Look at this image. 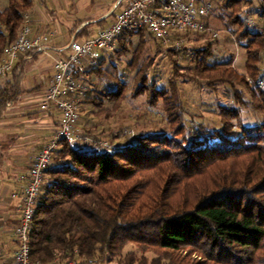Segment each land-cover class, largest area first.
<instances>
[{"label":"trees","instance_id":"16d2710c","mask_svg":"<svg viewBox=\"0 0 264 264\" xmlns=\"http://www.w3.org/2000/svg\"><path fill=\"white\" fill-rule=\"evenodd\" d=\"M34 2L5 0L0 6V60ZM215 10L228 37L234 35L245 49L246 72L257 82L264 80V4L220 0L210 15ZM248 14L257 27L248 26ZM207 28L202 33L174 32L169 49L184 62L197 57V79L185 82L197 85L198 110L182 94L171 58L166 83L145 73L135 93L130 89L136 98L145 95L151 106L161 102L169 130L142 133L124 144L106 140L115 151L61 141L32 222L34 263L59 257L76 259V264H104L106 259H117V264H264V119L251 123L246 116L264 112V92L248 88L227 48L215 53L210 43L202 49L190 45L191 36L212 33ZM181 40L184 45L177 52L174 46ZM151 42L163 47L145 30L126 31L116 51L87 67L92 79H83L89 95L82 115L85 106L100 108L126 99L127 83L115 81L105 65L117 68L114 60L129 53L135 63ZM37 54H22L9 80L0 84V120L8 104L23 94L25 61ZM202 111L214 114L216 121L207 122ZM82 115L78 127L90 124ZM85 132L90 134L87 128ZM130 243L161 253L152 261L134 252L124 254Z\"/></svg>","mask_w":264,"mask_h":264},{"label":"built area","instance_id":"2783aa9c","mask_svg":"<svg viewBox=\"0 0 264 264\" xmlns=\"http://www.w3.org/2000/svg\"><path fill=\"white\" fill-rule=\"evenodd\" d=\"M123 1V0H120ZM126 5L115 20L99 29L94 36L81 42L72 41L67 47L68 54L53 59V73L48 81L45 95L39 103L42 112L55 109L60 114L59 127L51 140L37 153L29 171L20 176L21 190L15 197L19 200L21 218L14 231L17 245L14 264L34 263L30 258V233L32 222L46 171L51 167L54 155L62 140L85 148H104L115 151L117 147L107 141H94L78 130V122L84 101L89 95V87L83 79L88 78L87 67L96 66L93 60L97 53L114 52L119 40L126 31L145 30L164 46H170L174 32L206 31V20L213 10L210 2L200 0H125ZM256 6L264 4V0H249ZM246 22L249 27H257V22L248 14ZM260 29V28H259ZM220 38L221 34L214 33ZM51 35L46 33L32 34V18L27 13L18 37L4 50L0 60V78H6L14 69L22 54L38 52L48 55ZM181 41L175 44L181 46ZM257 87L264 91V80L258 81ZM10 103L8 104V106ZM58 261V260H57ZM52 264H61L55 262ZM63 264H76L69 261Z\"/></svg>","mask_w":264,"mask_h":264},{"label":"crops","instance_id":"0c3cea01","mask_svg":"<svg viewBox=\"0 0 264 264\" xmlns=\"http://www.w3.org/2000/svg\"><path fill=\"white\" fill-rule=\"evenodd\" d=\"M104 1L99 9L93 5L88 11L78 8V2L68 0L34 2L30 13L32 34L44 32L51 35V42L48 55L37 52V56L25 61L23 94L17 102L10 103L0 120V264H14L17 248L14 230L21 218L19 200L15 197L21 190L18 179L29 171L37 153L59 127L58 111L42 112L39 109L53 73V59L66 56L72 41L81 42L111 24L126 5L125 0ZM104 56V52L97 53L93 60L98 62ZM8 80L9 77L1 78L0 84ZM90 108L85 106V111L91 112Z\"/></svg>","mask_w":264,"mask_h":264},{"label":"rangeland","instance_id":"374dc122","mask_svg":"<svg viewBox=\"0 0 264 264\" xmlns=\"http://www.w3.org/2000/svg\"><path fill=\"white\" fill-rule=\"evenodd\" d=\"M68 1H70V3L78 2V8L84 9L86 11L91 10L93 5L94 7L99 9L100 6H102L103 4H105L104 2H106L104 0ZM219 1L220 0H200V2H210L213 5L214 9L218 7ZM4 2L5 0H0V6H2ZM96 8L95 11H97ZM218 13L219 10H215L214 14L212 13L207 19V25H210V30H212V33H207L211 34V36L209 34L206 35V33L205 35L203 34V36H191L192 43L190 45L192 46L194 43H196V47L202 49L207 48L210 43L212 45L211 48L214 49L215 53L221 52L223 50L221 48H227L231 55H235V60L233 62L234 70L244 76L248 88H256L258 91H262L257 87L258 82L246 72L247 57L245 49L238 46V44L235 42L234 35H231L230 38L228 37V32H226L223 26L225 25V21L218 16ZM254 20H256L255 17ZM214 33L221 34L220 38L214 37ZM137 43L138 41L135 42V45H137ZM145 45L147 47L145 48V54L142 55V58L141 54L137 56V60H135V63L133 62V53H129L128 55H120L119 58H116L114 60L117 68L112 67L109 63L105 65L107 67V72L111 73L112 77H115V81H117V78H119V83L122 84L124 83V81L125 83H127V90L125 91L126 99L121 101L119 100L118 102H116V104H104L103 107L101 106L100 108L91 107L89 109L91 110V112L86 110L83 115L81 113V115L83 116L82 119L86 121L88 120L90 123L84 126L85 128L90 130V134H85V128L83 126H79L78 130L81 134L87 135L97 142L100 140H107L113 144H124L135 139L142 133L152 132L156 130H169L170 123L165 117L161 102L154 101V105L151 106L148 104V102L145 101V95L136 98L134 94H132V91L130 89H132L133 93H135V91L137 90V85L142 81V77L145 73L151 74L153 78L155 77L154 79L158 81L159 84L166 83L167 79L172 75L171 72L173 68L172 64L174 63L173 60L176 61L174 64V68L176 71L174 72L180 76V78H178L180 79L179 85H181L182 94L189 100L188 102H191L190 106L193 108V110H198V108H200L195 107L199 105L198 103L200 102L197 96V89H195L194 86L196 84L185 82L187 80L196 81L197 79V76L195 75L196 71L194 69V67L196 66L197 57L191 56L187 61L184 62L183 60H179L180 57H174L175 53L171 54L169 52L171 46L167 47L162 44L164 47L163 48L157 46V44L153 42H151L150 45ZM145 45L143 44V46ZM183 45L184 43H181V46L179 48H176L174 46V49L179 52L181 51ZM203 55L205 57H208L210 54L205 53ZM171 58L173 60H171ZM101 82H103V80H101ZM149 82H152L151 79H149ZM208 99L209 97H206V101L210 106L212 101H209ZM105 108L109 110L107 112H104L106 111ZM199 113H202L203 115L208 117V119H210L207 120V122H211L216 119V116L212 113H208L205 111ZM263 114L264 112L262 114H253L252 112H248L246 116L248 122L255 123L259 120L264 119V116H262ZM129 252L136 253L139 259H142L144 257L148 258L149 261H152L161 253L160 250L154 248L148 249L146 252H144L133 243L128 244L126 249L124 250V254H127ZM59 261L61 264L69 262L56 257L48 264ZM70 261H75L77 263L76 259ZM117 262V259H114L112 261L106 259L104 264H117Z\"/></svg>","mask_w":264,"mask_h":264}]
</instances>
